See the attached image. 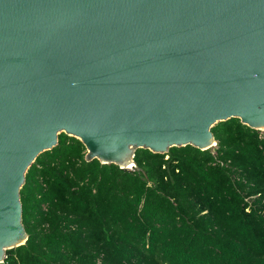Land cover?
Returning a JSON list of instances; mask_svg holds the SVG:
<instances>
[{
    "label": "water",
    "instance_id": "95a60500",
    "mask_svg": "<svg viewBox=\"0 0 264 264\" xmlns=\"http://www.w3.org/2000/svg\"><path fill=\"white\" fill-rule=\"evenodd\" d=\"M233 117L264 131V0H0V264L62 132L141 170L138 148L215 152Z\"/></svg>",
    "mask_w": 264,
    "mask_h": 264
},
{
    "label": "trees",
    "instance_id": "16d2710c",
    "mask_svg": "<svg viewBox=\"0 0 264 264\" xmlns=\"http://www.w3.org/2000/svg\"><path fill=\"white\" fill-rule=\"evenodd\" d=\"M215 152L136 150V168L86 160L65 132L21 189L28 240L6 264H264V131L233 117Z\"/></svg>",
    "mask_w": 264,
    "mask_h": 264
}]
</instances>
